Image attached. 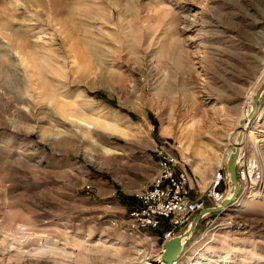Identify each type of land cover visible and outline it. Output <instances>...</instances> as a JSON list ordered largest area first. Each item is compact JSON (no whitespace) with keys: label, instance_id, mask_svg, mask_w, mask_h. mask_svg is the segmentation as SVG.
I'll return each instance as SVG.
<instances>
[{"label":"rangeland","instance_id":"rangeland-1","mask_svg":"<svg viewBox=\"0 0 264 264\" xmlns=\"http://www.w3.org/2000/svg\"><path fill=\"white\" fill-rule=\"evenodd\" d=\"M263 78L264 0H0V264H161L123 197L161 151L205 188ZM255 116L264 174V94ZM177 264H264V187Z\"/></svg>","mask_w":264,"mask_h":264},{"label":"built area","instance_id":"built-area-1","mask_svg":"<svg viewBox=\"0 0 264 264\" xmlns=\"http://www.w3.org/2000/svg\"><path fill=\"white\" fill-rule=\"evenodd\" d=\"M158 157V172L151 187L138 196L142 205L130 211L129 219L132 227L139 231L160 228L167 220L169 227L156 237L163 251V244L181 235L197 213L220 206L231 192L232 185L226 168L221 166L205 188L194 191L189 175L178 169L179 162L174 155L161 151ZM238 178L242 185L240 199L247 194L254 195L264 187L262 166L243 149L239 155Z\"/></svg>","mask_w":264,"mask_h":264},{"label":"water","instance_id":"water-1","mask_svg":"<svg viewBox=\"0 0 264 264\" xmlns=\"http://www.w3.org/2000/svg\"><path fill=\"white\" fill-rule=\"evenodd\" d=\"M264 94V80L257 87L256 92L252 99V111L250 112L248 117H243L241 120L240 130L237 136V142L234 145L232 152L229 154L228 159L226 161V171L229 177L230 183L232 185V190L229 195L225 198L220 206L216 207H208L199 213L193 218L190 222L187 229L179 236L172 238L166 241L163 244V251L160 256L161 264H176L181 257L185 246L188 241L192 237L194 231L198 227V225L202 222V220L210 214L215 213H223L224 208L231 207L235 205L240 200V195L242 191V185L238 178V164H239V155L241 152V146L243 141V132H245V125L250 121L255 119V113L258 110L260 100ZM143 264H154L152 262H144Z\"/></svg>","mask_w":264,"mask_h":264},{"label":"bare ground","instance_id":"bare-ground-1","mask_svg":"<svg viewBox=\"0 0 264 264\" xmlns=\"http://www.w3.org/2000/svg\"><path fill=\"white\" fill-rule=\"evenodd\" d=\"M261 77V76H260ZM264 80V78L261 80V82ZM260 82V83H261ZM260 83H259V85H260ZM258 85V86H259ZM256 92V91H255ZM255 92H254V94H255ZM254 94H253V96H254ZM252 99H253V97H252ZM252 99H251V101H250V103L248 104V106H247V108H246V110H245V112H244V117H248L249 116V114H250V112L252 111ZM248 112V113H247ZM256 114V113H255ZM260 116H261V114H259V116H258V119H257V121H259V118H260ZM257 117V116H256ZM256 117H255V119H256ZM254 119V120H255ZM253 120V121H254ZM253 121H250L248 124H246L245 125V132H243V134H244V136H243V141H242V146H241V150L243 149V147H246L245 145H246V141H252L253 142V144L254 145H256V141H255V137H254V132H252L251 130H249V126H250V124L253 122ZM249 130V131H248ZM235 138H236V136H234V140H235ZM245 138V139H244ZM234 140H232L233 141V147H234V145L236 144V142H237V139H236V141L234 142ZM248 141V142H249ZM259 141V140H258ZM233 147H232V149H233ZM259 147V146H258ZM232 149H231V151L229 152V154L232 152ZM229 154H228V156H229ZM228 156H227V158H226V161H227V159H228ZM259 163H260V161H259ZM260 165L262 166V164L260 163ZM263 185H264V179H263ZM229 209V207H226V208H224V211H227Z\"/></svg>","mask_w":264,"mask_h":264},{"label":"trees","instance_id":"trees-1","mask_svg":"<svg viewBox=\"0 0 264 264\" xmlns=\"http://www.w3.org/2000/svg\"><path fill=\"white\" fill-rule=\"evenodd\" d=\"M152 122L155 125V128L157 130L158 128V122L154 119V117L151 115ZM123 203L129 207V210L139 209L142 205L141 200L138 196H131V197H123ZM169 227V223L166 220L162 227L157 229H152L154 233L161 236L165 229Z\"/></svg>","mask_w":264,"mask_h":264},{"label":"crops","instance_id":"crops-1","mask_svg":"<svg viewBox=\"0 0 264 264\" xmlns=\"http://www.w3.org/2000/svg\"><path fill=\"white\" fill-rule=\"evenodd\" d=\"M222 166V165H221ZM219 169V168H218ZM216 172V171H215ZM215 172L212 174V177L214 176V174H215ZM211 177V178H212ZM210 181V179L207 181V184H206V186L208 185V182ZM193 186V185H192ZM197 194L194 192V196H196Z\"/></svg>","mask_w":264,"mask_h":264}]
</instances>
